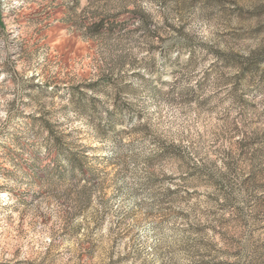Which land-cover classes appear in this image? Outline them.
<instances>
[{
	"label": "rangeland",
	"instance_id": "obj_1",
	"mask_svg": "<svg viewBox=\"0 0 264 264\" xmlns=\"http://www.w3.org/2000/svg\"><path fill=\"white\" fill-rule=\"evenodd\" d=\"M0 264H264V0H0Z\"/></svg>",
	"mask_w": 264,
	"mask_h": 264
}]
</instances>
